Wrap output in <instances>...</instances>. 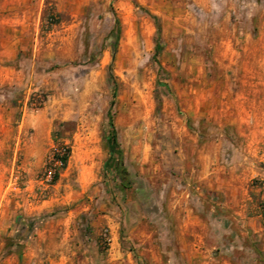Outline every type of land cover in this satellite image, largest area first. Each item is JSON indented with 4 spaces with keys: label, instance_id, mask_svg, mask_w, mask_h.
<instances>
[{
    "label": "rangeland",
    "instance_id": "374dc122",
    "mask_svg": "<svg viewBox=\"0 0 264 264\" xmlns=\"http://www.w3.org/2000/svg\"><path fill=\"white\" fill-rule=\"evenodd\" d=\"M0 264H264V0H0Z\"/></svg>",
    "mask_w": 264,
    "mask_h": 264
},
{
    "label": "trees",
    "instance_id": "16d2710c",
    "mask_svg": "<svg viewBox=\"0 0 264 264\" xmlns=\"http://www.w3.org/2000/svg\"><path fill=\"white\" fill-rule=\"evenodd\" d=\"M118 22V20L116 19V23ZM111 75V74H110ZM109 125H110V127L112 128V130H113V123H112V118H111V116L109 117ZM62 145V144H61ZM117 146V140H116V138L114 137L113 138V144L111 145V151L113 152L114 151V149H115V147ZM62 147V149H61V151L60 150H58V149H56L54 152H53V154H52V160L53 159H56V158H61L62 159V162H63V165L60 167V168H58V169H56L55 171H54V173H53V175H52V177H51V180H52V182H55L57 179H58V175H59V171L61 170V169H63L65 166H66V163H67V160H68V157H69V155H70V147L69 146H67V145H65V146H61ZM118 153H119V150H118ZM122 169H123V164H122V162H121V159H118L117 161H116V163L115 164H113V172H114V175L115 176H119V175H121V171H122ZM122 177V181H123V176H121Z\"/></svg>",
    "mask_w": 264,
    "mask_h": 264
},
{
    "label": "built area",
    "instance_id": "2783aa9c",
    "mask_svg": "<svg viewBox=\"0 0 264 264\" xmlns=\"http://www.w3.org/2000/svg\"><path fill=\"white\" fill-rule=\"evenodd\" d=\"M53 168L48 170V176L52 177L54 171L58 168H60L63 165L62 159L61 158H56L53 159Z\"/></svg>",
    "mask_w": 264,
    "mask_h": 264
}]
</instances>
